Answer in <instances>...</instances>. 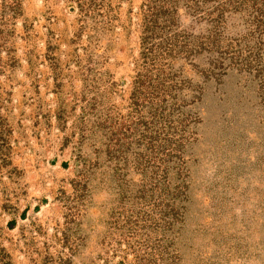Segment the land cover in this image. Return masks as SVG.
Masks as SVG:
<instances>
[{
	"label": "rangeland",
	"instance_id": "obj_1",
	"mask_svg": "<svg viewBox=\"0 0 264 264\" xmlns=\"http://www.w3.org/2000/svg\"><path fill=\"white\" fill-rule=\"evenodd\" d=\"M0 264H264V0H0Z\"/></svg>",
	"mask_w": 264,
	"mask_h": 264
}]
</instances>
